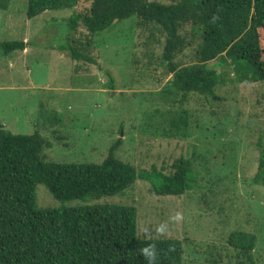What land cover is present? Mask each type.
<instances>
[{"label":"rangeland","instance_id":"1","mask_svg":"<svg viewBox=\"0 0 264 264\" xmlns=\"http://www.w3.org/2000/svg\"><path fill=\"white\" fill-rule=\"evenodd\" d=\"M26 8L27 0H11L8 10L0 11V41H26L29 48L0 57L4 129L15 135L38 132L45 137L51 144L44 151L46 162L97 164L120 138V160L138 169L167 168L168 173L173 161L182 156L191 162L197 178L195 189L180 197L153 195L147 183L137 181L121 196L95 202L60 203L37 185L36 208L91 206L105 200L135 206L138 237L180 241L182 264H238L243 258L228 239L234 231H242L256 237L253 263L264 264V187L251 183L258 167V142L264 147V82L227 83L216 88V98L189 95L182 106H173L159 99V90L154 89L162 68L139 76L148 56H160L163 37H152L136 16L93 38L84 29L73 33L67 28L69 17L82 8L80 3L32 20L26 18ZM189 33L186 27L182 35L188 40ZM78 38L89 39L83 54L94 64L72 60L68 43L73 45ZM194 49L195 44L179 61L190 64ZM215 63L218 60L208 65ZM12 64L14 74L15 70L28 78L31 74L37 88H28L22 78L9 82L5 75L14 78L8 73ZM107 74L113 79V90ZM133 75L139 77V84L133 82ZM182 110L188 112L187 128L174 137L164 135L170 116ZM150 115L154 124L148 130ZM162 224L166 230L158 232Z\"/></svg>","mask_w":264,"mask_h":264},{"label":"trees","instance_id":"2","mask_svg":"<svg viewBox=\"0 0 264 264\" xmlns=\"http://www.w3.org/2000/svg\"><path fill=\"white\" fill-rule=\"evenodd\" d=\"M10 2L0 0V11H7ZM78 3L82 8L69 17V32L84 29L94 38L136 16L152 37H163L160 56H148L139 76L153 74L152 68L155 74L156 69H163L154 76V89L165 103L182 106L189 95L216 98V88L227 83L264 82V0H173L169 5L150 0H27L26 18L71 10ZM186 27L190 28L188 40L182 35ZM86 41L78 38L73 45L68 43L69 53L73 61L94 64L83 54L90 45ZM193 44L192 62L184 65L179 59ZM27 47L26 41H0V57ZM214 60L218 63L209 66ZM107 75L113 90V79ZM134 76L133 82L139 84V77ZM146 122L147 129H152L151 115ZM168 123L162 129L164 135L180 134L187 128L188 112L171 115ZM120 144L119 138L97 164L46 162L44 151L51 144L45 137L38 132L15 135L0 124V264H149L140 251L148 245L156 249L154 264H182L180 241L138 237L135 206L105 200L91 206L36 208L37 185L60 203L115 198L137 181L147 183L151 194L163 197H180L195 189L196 174L182 156L173 161L168 173L167 168L155 166L138 169L118 158ZM257 147L258 167L251 183L264 187L261 141ZM255 242L252 234L231 233L228 244L243 258L238 264H254Z\"/></svg>","mask_w":264,"mask_h":264},{"label":"clouds","instance_id":"3","mask_svg":"<svg viewBox=\"0 0 264 264\" xmlns=\"http://www.w3.org/2000/svg\"><path fill=\"white\" fill-rule=\"evenodd\" d=\"M176 218L179 219L180 218L179 215ZM165 230H166V225H163V224L157 229L158 232H164ZM140 251L142 255L147 257L149 264H154V261L157 256L156 249L154 246L148 245V246L142 247Z\"/></svg>","mask_w":264,"mask_h":264},{"label":"crops","instance_id":"4","mask_svg":"<svg viewBox=\"0 0 264 264\" xmlns=\"http://www.w3.org/2000/svg\"><path fill=\"white\" fill-rule=\"evenodd\" d=\"M29 49V48H28ZM28 49L26 48L24 50V52H28ZM13 70H14V65L12 64V71L8 72L11 76H13L14 78H10L9 75H5L6 77L9 78V82L11 81H19L20 78H22V82L26 84V86L28 88H37V86H35L31 81H30V75H29V78H28V75L26 77V74L23 72V71H19V70H15L16 74L13 73ZM1 74V73H0Z\"/></svg>","mask_w":264,"mask_h":264}]
</instances>
